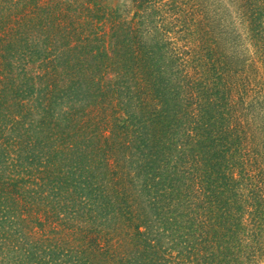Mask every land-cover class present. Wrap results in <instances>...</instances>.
I'll return each mask as SVG.
<instances>
[{
  "label": "trees",
  "instance_id": "trees-1",
  "mask_svg": "<svg viewBox=\"0 0 264 264\" xmlns=\"http://www.w3.org/2000/svg\"><path fill=\"white\" fill-rule=\"evenodd\" d=\"M115 1L0 0V264H257L264 0Z\"/></svg>",
  "mask_w": 264,
  "mask_h": 264
},
{
  "label": "rangeland",
  "instance_id": "rangeland-1",
  "mask_svg": "<svg viewBox=\"0 0 264 264\" xmlns=\"http://www.w3.org/2000/svg\"><path fill=\"white\" fill-rule=\"evenodd\" d=\"M118 3L122 4L124 0H117ZM115 1V2H117ZM224 15L228 16V11H231V7H226ZM240 33V27L238 28L237 34ZM249 46H244L243 44L237 43L233 51L239 59L237 64V69L243 67V81L244 87L248 91L249 102L251 103V108L254 113V126L256 132H258L259 139L264 143V63L259 60L258 56L251 52L249 49L248 54H246L245 48ZM257 264H264V254L257 260Z\"/></svg>",
  "mask_w": 264,
  "mask_h": 264
}]
</instances>
